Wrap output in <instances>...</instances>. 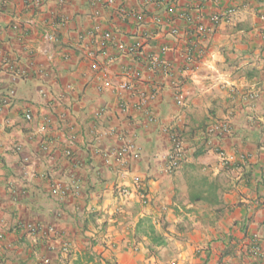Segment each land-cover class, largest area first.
<instances>
[{"label":"crops","instance_id":"0c3cea01","mask_svg":"<svg viewBox=\"0 0 264 264\" xmlns=\"http://www.w3.org/2000/svg\"><path fill=\"white\" fill-rule=\"evenodd\" d=\"M92 3L0 0V264H264L248 252L264 253V0ZM95 25L114 38L102 50ZM172 133L185 161L166 174ZM125 144L139 158H116ZM54 186L77 190L57 199ZM141 220L165 246L148 251ZM29 223L54 232L29 236Z\"/></svg>","mask_w":264,"mask_h":264},{"label":"built area","instance_id":"2783aa9c","mask_svg":"<svg viewBox=\"0 0 264 264\" xmlns=\"http://www.w3.org/2000/svg\"><path fill=\"white\" fill-rule=\"evenodd\" d=\"M116 0H93L92 5L94 7H100L102 4L106 5V6H113L115 4ZM152 1V0H151ZM161 2V0H157V3ZM94 13L98 16V9L94 10ZM171 14H173V11H170ZM227 15H230L232 13V11H228ZM100 15V14H99ZM120 16L123 20H127V21H134V22H139L142 19V16L140 14H136L135 12H125V13H121L120 12ZM222 17H219L217 15H212L209 16V18H207V25H202V24H198L195 27V34L197 36H199L200 38H202L204 35H208L209 33H211L213 26H215L221 19ZM157 23L160 22V20H156ZM172 35H178V30L177 29H173L172 30ZM93 34H99L100 36V46L103 48H100V50L104 49L106 44H110L112 42V40H114V38L111 36V34H109L108 32H104L102 30H100V27L98 25H95L94 30L92 32L91 35ZM142 45L139 42H134L131 45L126 47V54H135V52L141 48ZM167 51L166 47L160 48V50L152 55L150 57V62L148 64V70L149 71H154L158 68H160V66H162V62L160 60V54L164 53ZM95 53L93 51H89L88 53V57H94ZM184 59L186 60L185 63H191V58L188 55H185ZM94 67V66H93ZM9 69V71L11 73H15L16 76H20L23 75V72H16V69L13 65H9L7 67ZM95 68V67H94ZM141 75V72L138 70H135L132 72L131 77L132 78H139V76ZM129 84L128 83H123L120 85V89L124 90V89H128ZM154 95L151 94L148 96V100H154ZM254 95H251L250 98L251 99H255ZM146 100V99H145ZM144 100V101H145ZM177 103L180 104V100H177ZM8 105V98L7 97H3L0 99V113L3 111L4 107ZM30 116L29 114H26V119H29ZM211 133H218V134H227L230 131V125L229 123H219L216 126H213L210 130ZM72 142V140H70ZM169 141H170V148L168 151V154L166 156V166H165V172L166 174H171L172 172L176 171L181 163L183 161H185V150L183 148V144L179 138V136L176 133H172L169 136ZM20 148L15 147V150L18 151ZM217 155L219 157V160L221 161L222 165L224 166H228L229 164V159H227V157L225 156L224 152L220 149L216 150ZM114 155L116 156V158H118L119 160L123 159L124 157L128 156V158L131 159H137L139 158V155L136 152V149L131 145V144H125L123 147H121L120 150L113 152ZM69 149L68 151H66V155H69ZM109 154H105V156H108ZM242 159L244 158L243 156L241 157ZM71 190H77L76 186H64V187H59V186H54L51 190V194L57 198V199H64L66 198L69 193L71 192ZM123 193V191L121 192ZM142 198H146L145 196H142ZM23 230L26 232V234H28L29 236H36L37 234H44L45 232H54L53 228H49L48 230H44L42 227L36 225V224H25L23 227ZM45 233V234H46ZM111 248H114L113 245H111ZM69 249V245L67 242H64L62 244V251L63 252H67ZM248 252L257 257L260 258V260L264 259V253L260 250L259 246L255 243L253 244Z\"/></svg>","mask_w":264,"mask_h":264},{"label":"trees","instance_id":"16d2710c","mask_svg":"<svg viewBox=\"0 0 264 264\" xmlns=\"http://www.w3.org/2000/svg\"><path fill=\"white\" fill-rule=\"evenodd\" d=\"M204 132L207 133V130L204 129ZM197 186L200 188L201 187L205 188V192L208 194V196L210 198L211 197L216 198L217 187L213 182L209 183V182H207V180L205 178H202L197 183ZM198 194H200V193H198ZM195 201H199V198L196 199ZM138 232L141 233V235L146 236L149 239V241H150V246L148 247L149 252L154 251L155 247H162V246L166 245V241L164 239V236L162 234L158 233L155 230L153 224H151L148 220H141L138 222V224L136 225V233H138ZM257 260H260V258H257Z\"/></svg>","mask_w":264,"mask_h":264}]
</instances>
